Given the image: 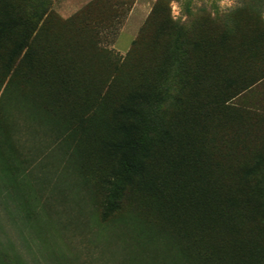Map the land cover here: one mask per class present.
I'll use <instances>...</instances> for the list:
<instances>
[{
	"label": "rangeland",
	"instance_id": "374dc122",
	"mask_svg": "<svg viewBox=\"0 0 264 264\" xmlns=\"http://www.w3.org/2000/svg\"><path fill=\"white\" fill-rule=\"evenodd\" d=\"M6 10L33 57L8 69L0 51V264H264V223L218 209L203 186L191 199L127 190L102 215L117 107L150 86L153 132L196 107L215 117L216 83L190 96L188 42L264 34V0H0ZM247 71L264 75V50ZM229 105L242 127L210 119L204 133L213 174L228 150L232 163L264 157V76Z\"/></svg>",
	"mask_w": 264,
	"mask_h": 264
},
{
	"label": "trees",
	"instance_id": "16d2710c",
	"mask_svg": "<svg viewBox=\"0 0 264 264\" xmlns=\"http://www.w3.org/2000/svg\"><path fill=\"white\" fill-rule=\"evenodd\" d=\"M19 26L9 11L0 15V51L6 52L8 69L17 61H32L29 37L16 31ZM188 46L191 56L187 75L193 91L190 96L196 97L197 90L216 83L217 115L201 114L196 107L189 116L177 113L163 129L153 132L146 128L144 110L154 98V91L145 86L129 93L113 114L117 139L105 143L115 164L103 186L104 220L120 208L127 190L159 194L167 200L170 189L173 192L181 189L184 198L191 199L203 186V190L209 189L207 195H213L218 209L234 207L245 221L264 223V194L257 188L263 171L260 163L263 155L260 152H254L253 157L240 154L232 163V152L228 150L230 163H219L218 174H213L203 147L210 119L223 126L231 117L233 128L242 127L240 110L230 106L229 101L263 78L264 75L252 77L247 68L257 53H263L264 34L253 33L244 40H235L228 34L215 39L195 38ZM218 215V218L224 217ZM260 232L264 235V227Z\"/></svg>",
	"mask_w": 264,
	"mask_h": 264
}]
</instances>
